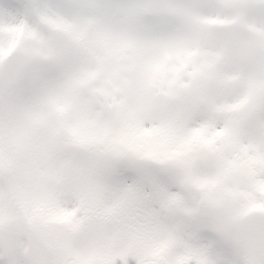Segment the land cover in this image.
Masks as SVG:
<instances>
[{"label": "snow or ice", "instance_id": "snow-or-ice-1", "mask_svg": "<svg viewBox=\"0 0 264 264\" xmlns=\"http://www.w3.org/2000/svg\"><path fill=\"white\" fill-rule=\"evenodd\" d=\"M3 67L0 264H264V0H0Z\"/></svg>", "mask_w": 264, "mask_h": 264}, {"label": "clouds", "instance_id": "clouds-1", "mask_svg": "<svg viewBox=\"0 0 264 264\" xmlns=\"http://www.w3.org/2000/svg\"><path fill=\"white\" fill-rule=\"evenodd\" d=\"M14 78V70L3 67L0 68V89H4L7 87L6 82ZM6 107V105H5Z\"/></svg>", "mask_w": 264, "mask_h": 264}, {"label": "rangeland", "instance_id": "rangeland-1", "mask_svg": "<svg viewBox=\"0 0 264 264\" xmlns=\"http://www.w3.org/2000/svg\"><path fill=\"white\" fill-rule=\"evenodd\" d=\"M114 264H136V260L133 256L128 255L124 257L123 259L119 256H117L114 259Z\"/></svg>", "mask_w": 264, "mask_h": 264}]
</instances>
